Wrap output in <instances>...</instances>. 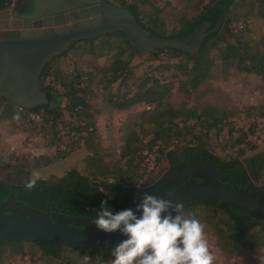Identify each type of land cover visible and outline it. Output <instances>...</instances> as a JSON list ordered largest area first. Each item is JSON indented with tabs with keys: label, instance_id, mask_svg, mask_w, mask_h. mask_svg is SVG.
I'll use <instances>...</instances> for the list:
<instances>
[{
	"label": "trees",
	"instance_id": "1",
	"mask_svg": "<svg viewBox=\"0 0 264 264\" xmlns=\"http://www.w3.org/2000/svg\"><path fill=\"white\" fill-rule=\"evenodd\" d=\"M24 1L26 0H0V11L15 6L19 13L29 12L30 9L21 7ZM108 1L133 11L137 21L151 31L153 36L183 38L193 34L197 27L206 22L215 26L223 13V29L227 33L224 34L221 30L208 36L196 55L171 48L153 51L149 56L155 60L160 54L166 55L167 61L157 70L166 69L169 75H144L138 79L135 68L131 65L137 52L126 33H109L101 37L104 40L101 48L111 47V40L114 38L124 39L130 46L129 60H124L120 54L109 68L103 69L109 86L118 83L121 87L134 80L133 87L131 85L123 94L119 92L108 100L110 107L118 111L128 110L138 104L150 107L140 113V130H132L124 138L120 159L117 161H108V155L101 145L96 115L93 112L94 105L88 97L92 82L87 75L78 72L65 76L58 66L53 65L56 58H51L41 74V88L48 95L49 105L22 110L2 97V117L17 131L48 137L49 146L56 148L57 152L52 156L34 157L32 162L24 158L21 161L16 159L15 166L8 164V160L0 155V169L14 168L24 178L22 185L16 187L8 182L13 174L0 178V203H4L14 190L16 200L24 206L40 212L59 211L70 217L93 221L101 210L102 201H107V207L114 214L130 207L137 196L139 185L154 171L145 163V159L151 154L157 155L156 168L172 151L182 149L195 153L211 165L220 166L225 187L246 189L250 183V168H254L257 181H262L264 154L244 160L223 159L216 154L211 135L217 132L218 136H222L228 130L232 142L230 147L238 149L239 156L243 157L246 150L256 148L249 140V135L255 133L258 120L264 119V103L240 110L208 105L175 107L168 104L167 99L176 83L178 90L188 96L204 94L201 89L212 79L213 71L218 66L217 61L224 71L235 69L248 75L264 76V36L253 38L249 34V21L252 17L264 20V0H209L197 17L183 16L180 29L174 34L165 32L164 21L156 6L154 13L148 10L147 4L155 5L149 0H130V3L128 0ZM227 1L229 6L225 10ZM31 3L30 6H33V0ZM234 23L238 25L233 27ZM96 41L97 39L85 40L92 45ZM96 49L97 47H92L90 53L96 54ZM214 52L217 53L215 57ZM47 79L49 83L46 84ZM58 100H65V104L53 107L52 104ZM66 114L70 118L68 123L63 121ZM237 114H243L248 120L255 119L250 133V129L236 128L232 124L230 120ZM17 115L19 120L14 119ZM63 124H66L64 131L60 130ZM82 146L88 151L84 159V173L72 169L54 182L40 179L33 189L24 186L30 177L29 170L40 167L41 162L43 166H48L55 158H65ZM245 161L249 163V169L244 167ZM183 214L195 217L209 226L217 247L227 255L242 257L248 252H264L263 215L235 205L220 207L205 203L189 206L183 210ZM27 245L37 247L44 258L65 261L66 264H82V257L85 255L90 258L89 264H105L112 259L113 249L97 250L74 244L56 247L47 242L23 243L0 239V264L5 263L7 256L25 255ZM66 246L73 253V258L64 254Z\"/></svg>",
	"mask_w": 264,
	"mask_h": 264
},
{
	"label": "water",
	"instance_id": "2",
	"mask_svg": "<svg viewBox=\"0 0 264 264\" xmlns=\"http://www.w3.org/2000/svg\"><path fill=\"white\" fill-rule=\"evenodd\" d=\"M32 14L11 13L8 7L5 26H0V95L22 110L49 105L47 93L41 88V74L51 58H58L77 42L96 40L114 32L126 33L139 56L167 48L185 54L199 53L205 39L223 29L224 13L215 26L206 22L193 34L183 38L153 36L136 19L134 12L108 0H33ZM229 6L227 1L226 9ZM222 9V6H220ZM2 23V22H1ZM15 34V38L10 35ZM248 167V162H245ZM206 169L219 176L220 167L202 161L173 180L155 169L138 187L137 196L128 209L134 212L145 193L182 202L183 210L205 203L220 207L230 204L264 216V191L257 186L254 168L248 172L246 189L225 187L221 183L197 185L189 177H202ZM24 178L18 173L8 182L21 186ZM57 178L51 180L56 181ZM183 186L180 187L179 183ZM170 194V195H169ZM139 215V213H137ZM82 227V228H79ZM0 239L23 243L47 242L56 247L65 244L85 245L93 249H114L126 239L119 231L104 233L88 218L70 217L59 211L40 212L16 200L14 190L0 203Z\"/></svg>",
	"mask_w": 264,
	"mask_h": 264
},
{
	"label": "rangeland",
	"instance_id": "3",
	"mask_svg": "<svg viewBox=\"0 0 264 264\" xmlns=\"http://www.w3.org/2000/svg\"><path fill=\"white\" fill-rule=\"evenodd\" d=\"M130 3V0H128ZM147 4L148 10L151 13L155 12V6L159 9V16L164 21V29L167 34H174L180 29V20L183 16L188 18L197 17L202 11L203 7L209 0H149ZM1 15V14H0ZM238 25L237 24H233ZM250 36L253 38H260L264 36V20L257 17H252L249 21ZM232 41V38L229 37ZM104 40L100 37L92 45L90 42H78L64 55L58 57L53 62V65L59 67V70L65 75L69 76L74 72L87 75L91 83V92L88 97L94 105V114L96 115V122L101 136V145L108 161H117L120 159L123 140L126 135L132 131H139L140 113L150 109L146 105H135L134 107L118 111L113 110L108 104V100L119 92L124 93L133 81H128L127 84L119 87V84L109 86V81L104 78L103 69L109 68L118 55L124 60L130 59V46L121 38H114L111 40V47L105 46L101 48ZM92 47H97L96 54L90 53ZM117 47V48H116ZM214 52L213 57L216 56ZM167 61L166 55L160 54L157 60L148 55L139 56L136 54L132 59L131 65L135 68L136 79L144 75H162L166 77L169 72L164 70H157L161 64ZM218 66L213 71L212 79L205 87L201 89L204 94H192L188 96L178 90V83L174 84V89L167 99V103L178 107L186 105L187 107H201L213 106L220 109L237 108L243 110L250 106H259L264 103V76L257 77L240 73L235 69L224 71L219 61ZM83 79H86L83 78ZM49 79L46 80V84ZM133 87V85H132ZM0 95V155L8 160V164L15 166L16 159L31 161L34 157L52 156L57 150L51 148L49 138L35 134H27L17 131L11 127L3 115L4 102ZM65 100H58L52 104L53 107L63 106ZM68 114L64 117V123H68ZM236 128H245L251 131L255 119H247L243 114L230 120ZM258 126L255 133H250L249 140L256 145L254 150H246L243 157L239 156L238 149L230 147L231 140L226 130L222 136H218L217 132L211 135L212 143L216 148V154L223 159L239 158L241 160L251 158L257 154H264V119L258 120ZM66 124L62 125L64 131ZM240 134V132H239ZM236 133V135H239ZM65 149V148H63ZM88 151L85 147H81L65 158H55L48 166H43L41 162L40 167H34L29 170V176L34 171L39 170L41 179L50 181L55 178H61L68 171L77 169L84 173V159L87 157ZM156 154H151L145 163L148 167L152 161H156ZM161 164V163H160ZM157 169V168H156ZM155 170V169H154ZM154 172V171H153ZM14 168H1L0 178L13 174L15 178ZM28 173V172H26ZM21 176V175H20ZM148 178V176H146ZM145 178V179H146ZM257 186L264 187V178L262 181H257ZM205 226V235L208 240L209 250L215 256L214 264H264V252H248L242 257L231 256L223 253L216 245L215 238L209 226ZM63 252L66 256L73 258V253L69 247H64ZM41 252L37 247L27 245L26 254L18 256H7L4 264H66L65 261H55L41 256ZM111 260V259H110ZM110 262V261H109ZM109 262L105 264H109Z\"/></svg>",
	"mask_w": 264,
	"mask_h": 264
},
{
	"label": "clouds",
	"instance_id": "4",
	"mask_svg": "<svg viewBox=\"0 0 264 264\" xmlns=\"http://www.w3.org/2000/svg\"><path fill=\"white\" fill-rule=\"evenodd\" d=\"M40 179V171H34L24 186L33 189ZM183 207L182 202L145 193L135 212L114 214L102 201L93 223L99 231H119L126 237L111 251L109 264H214L204 224L186 217ZM89 262L87 255L82 257V264Z\"/></svg>",
	"mask_w": 264,
	"mask_h": 264
},
{
	"label": "flooded vegetation",
	"instance_id": "5",
	"mask_svg": "<svg viewBox=\"0 0 264 264\" xmlns=\"http://www.w3.org/2000/svg\"><path fill=\"white\" fill-rule=\"evenodd\" d=\"M32 5L31 3V0H26L22 3L21 7L23 8H27L28 10L30 9L29 12H26V13H23V14H32L33 13V9H34V4L33 6H30ZM12 10H11V13H13L14 11H17L16 10V7L15 6H12ZM7 9V8H6ZM6 9L4 10H1L0 11V26H5L6 24L4 23L6 20H10L12 21V17L10 19H7L8 17V14L5 12ZM22 14V13H21ZM2 22V23H1ZM202 27V26H201ZM119 32V31H117ZM117 32H114V33H117ZM11 38H15L16 35L15 34H11L10 35ZM81 42V41H80ZM78 43V42H77ZM76 43V44H77ZM202 161H205L199 157L196 156L195 153L193 152H189L185 149H182V150H179V151H172L171 155L168 156L163 162H161V164H159L156 168L157 169H161L163 170V174L167 176V178H171V180H173L174 178V175H176L178 172H184L186 171V169L192 167V166H196V165H199ZM207 162V161H206ZM247 162V161H245ZM245 162H244V167L247 169H249L250 165L248 167L245 166ZM249 164V163H248ZM211 165V164H210ZM211 166H214V167H220V166H215V165H211ZM155 168V169H156ZM221 168V167H220ZM252 168L249 169V171L251 170ZM221 169L217 172L219 173V176H215V175H212L211 172H208L206 169H201L200 170V174L204 176V178L202 177H189V181L192 182V183H195L197 185H202V184H208V182L210 184H213V183H216V182H219L223 185L222 183V175L220 173ZM153 173V172H152ZM151 173V174H152ZM17 174H15L16 176ZM151 176V175H150ZM149 177V176H148ZM54 182V181H52ZM179 186L182 187L183 184L180 182L179 183ZM224 186V185H223ZM236 187V186H235ZM237 188V187H236ZM244 190V189H242Z\"/></svg>",
	"mask_w": 264,
	"mask_h": 264
},
{
	"label": "built area",
	"instance_id": "6",
	"mask_svg": "<svg viewBox=\"0 0 264 264\" xmlns=\"http://www.w3.org/2000/svg\"><path fill=\"white\" fill-rule=\"evenodd\" d=\"M69 120H70V119H69ZM65 123H66V122H65ZM60 130H62V125L60 126ZM149 168H150V170L155 169V162H154V161L151 162V165L149 166Z\"/></svg>",
	"mask_w": 264,
	"mask_h": 264
}]
</instances>
